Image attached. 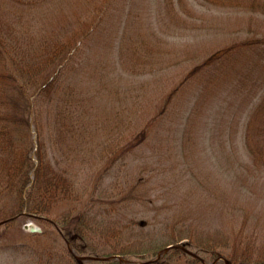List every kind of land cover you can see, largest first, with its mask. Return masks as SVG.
Returning <instances> with one entry per match:
<instances>
[{
	"label": "rangeland",
	"instance_id": "374dc122",
	"mask_svg": "<svg viewBox=\"0 0 264 264\" xmlns=\"http://www.w3.org/2000/svg\"><path fill=\"white\" fill-rule=\"evenodd\" d=\"M0 22L10 23L13 32L28 40L37 57L43 48L53 45L57 50L56 44L70 42L65 52L76 41L72 68L84 82L99 86L96 102L104 128H114L117 119L108 120V115L124 90L125 112L132 116L125 119L141 128L164 93L182 80L167 115L153 120L146 138L106 172V163L97 165V172L103 167L104 173L98 180L99 205L94 206H103L105 214L109 210L121 221L135 220V229H140L136 222L141 220L148 222L142 229H171L182 222L228 235L240 233L246 237L242 245L248 239L250 243L252 261L247 264H260L256 260L264 257V170L254 174V169L245 168L249 158L241 136L243 120L264 90V20L197 0H0ZM123 28L131 40L142 36L159 41L169 50L164 57L169 65L155 75L136 77L119 73L121 64L114 70V48ZM219 49L220 55H214ZM204 58L209 64L202 65ZM75 171L68 174L79 183L83 178ZM93 184L92 179L89 186ZM86 197L58 203L51 214L57 217L74 204L76 210L85 209ZM24 220L20 228L0 226V264H54L40 263L33 256L37 247L54 251L55 264H66L58 259V250L65 244L72 250L60 227ZM17 242H25L22 251L15 250L21 247ZM195 255L205 264H229L223 255L212 258L210 250ZM75 257L80 264H100L88 250ZM119 257L120 264L142 260ZM186 259L183 255L181 262L171 264H190Z\"/></svg>",
	"mask_w": 264,
	"mask_h": 264
},
{
	"label": "trees",
	"instance_id": "16d2710c",
	"mask_svg": "<svg viewBox=\"0 0 264 264\" xmlns=\"http://www.w3.org/2000/svg\"><path fill=\"white\" fill-rule=\"evenodd\" d=\"M197 1L201 5L248 15L250 19L254 15L255 20H264V0ZM91 28L89 25L86 33ZM13 31L10 23L0 22V220L7 219L0 226L20 228L27 218L49 226L52 223L58 225L72 250L66 244L64 250H58V259H63L66 264H80L75 255L87 250L88 255L98 256L100 264H120L116 257H111L117 254L147 261L141 264L181 262L183 255L190 264H203L199 258L187 255L176 246L164 250L156 258L157 252L170 244H180L195 253L210 250L212 258L223 255L229 264L237 261L247 264L251 260L249 239L246 246L242 245L246 237L240 233L228 235L223 230L199 229L182 222L171 229L165 228L167 225L162 229H142L148 222L141 220L136 222L140 229H135V220L121 221L111 217L108 209L105 214L103 206H94L96 202L99 205L98 180L102 174L146 138L154 119L167 115L172 99L176 100L179 94L182 80L164 93L162 103L141 128L128 121L132 116L125 112L127 95L124 90L119 103L108 115V120L113 116L117 119L114 128H104L96 102L99 86L84 82L85 77L75 75L72 68L71 59L78 50L76 41L71 47L74 50L70 48L63 52L70 42H61L55 45L57 50L51 45L49 50L43 48L37 57L29 41ZM124 32L127 31L123 28L115 44L118 57L113 59L114 70L121 64L119 73L136 77L155 75L169 65L164 58L169 50L161 47L159 41L153 42L142 36L131 40ZM214 53L220 55L221 49ZM211 55L210 59L214 56ZM209 62L204 58L202 65ZM187 72L190 74L191 70ZM88 78L91 80L92 75ZM111 80L114 81L112 76ZM260 95L243 120L241 136L249 158L244 166L254 169V174L264 170V90ZM109 135H114V139H109ZM101 136H104L102 140ZM101 163H106L104 172L103 167L97 172L96 167ZM75 169L83 178L79 183L72 176L76 175ZM92 179L94 184L89 186ZM84 196H87L85 209L76 210L74 204L57 217L51 214L52 207L58 203H75ZM98 213L102 218L97 216ZM34 234L40 237V234ZM16 245L21 246L15 249L19 251L26 246L25 242ZM35 252L33 256L40 263L52 261L55 264L54 251L37 247ZM256 261L264 264V257Z\"/></svg>",
	"mask_w": 264,
	"mask_h": 264
}]
</instances>
